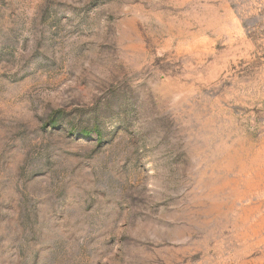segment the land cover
Returning <instances> with one entry per match:
<instances>
[{
  "label": "rangeland",
  "instance_id": "1",
  "mask_svg": "<svg viewBox=\"0 0 264 264\" xmlns=\"http://www.w3.org/2000/svg\"><path fill=\"white\" fill-rule=\"evenodd\" d=\"M0 264H264V0H0Z\"/></svg>",
  "mask_w": 264,
  "mask_h": 264
}]
</instances>
